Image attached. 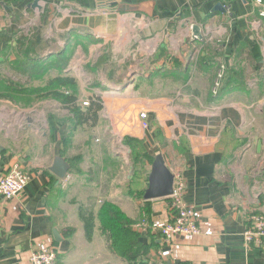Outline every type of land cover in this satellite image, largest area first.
<instances>
[{"label":"crops","instance_id":"1","mask_svg":"<svg viewBox=\"0 0 264 264\" xmlns=\"http://www.w3.org/2000/svg\"><path fill=\"white\" fill-rule=\"evenodd\" d=\"M261 1L0 0V49L11 42L45 65L54 58L62 72L104 77L77 78L79 98L86 88L88 102L102 105L92 127L73 126L65 109H49L54 120L40 134L9 122L10 136L0 125V175L14 162L30 174L16 198L0 194V264H30V251L46 246L56 248V264H264V239L247 247L242 235L251 214L264 213ZM191 23L203 41H191ZM218 59L228 68L214 97ZM56 158L67 166L63 178L50 170ZM154 164L173 182L183 178L200 228L171 246L160 235L169 199L146 196ZM103 201L144 220L133 226L142 241L134 262L100 234Z\"/></svg>","mask_w":264,"mask_h":264},{"label":"trees","instance_id":"2","mask_svg":"<svg viewBox=\"0 0 264 264\" xmlns=\"http://www.w3.org/2000/svg\"><path fill=\"white\" fill-rule=\"evenodd\" d=\"M60 54L56 53L57 57ZM0 55L2 57L0 64L3 65L0 67V99L37 94L61 104L62 108L67 110L68 115L65 119L73 123L75 127L82 124L92 127L97 122L99 111L102 108L100 99L91 96L89 104L83 105L79 101L78 79L69 73L60 71L63 64H59L53 58L46 67L43 62L46 59L23 55L19 53L18 48L13 47L11 42L6 43L0 49ZM47 69L48 73H46ZM50 69L59 71L56 75L49 76ZM5 72L28 77H38L41 74L47 76L48 74V80L45 84L30 89L26 86L27 82L20 84L19 79L14 80L13 77L3 76L2 73ZM47 120L49 122L54 120L53 113H48ZM97 219L99 232L112 253L128 262H134L138 252L142 249V241L133 228L134 220L125 216L119 206L109 201L101 203L97 211Z\"/></svg>","mask_w":264,"mask_h":264},{"label":"built area","instance_id":"3","mask_svg":"<svg viewBox=\"0 0 264 264\" xmlns=\"http://www.w3.org/2000/svg\"><path fill=\"white\" fill-rule=\"evenodd\" d=\"M255 2L262 4L261 0H255ZM260 15L264 16V9L260 11ZM224 70L225 65L219 64L211 89L213 96L221 88ZM88 103L87 100L82 101L83 105H87ZM139 118L142 121V126L144 128L147 127L146 113L140 112ZM29 179L30 174L18 162L12 163L10 168L0 175V194L5 199L16 198L25 189ZM184 192L185 182L180 175H177L173 182L172 192L168 196L171 216L160 227L162 242L167 246H171L173 240L178 236L200 233L195 208L184 200ZM242 235L247 247L263 240L264 213L251 214ZM57 253L54 246L38 247L30 251L29 262L30 264H56Z\"/></svg>","mask_w":264,"mask_h":264},{"label":"rangeland","instance_id":"4","mask_svg":"<svg viewBox=\"0 0 264 264\" xmlns=\"http://www.w3.org/2000/svg\"><path fill=\"white\" fill-rule=\"evenodd\" d=\"M203 40H204V36H203ZM75 43V41H74ZM211 54V52H210ZM212 56V55H210ZM217 55H215L214 57H216ZM224 64L225 65V70H224V75H223V78H222V84L225 80V77H226V72H227V63L225 61H222V60H216V61H211L210 62V65L211 67L213 68L214 70V75L212 77V80H211V86H210V93L212 92L211 89H212V85H213V82H214V79H215V75H216V72H217V69L219 67V64ZM46 67H48V64L47 65H44ZM55 70V69H53ZM48 73V69H47V72ZM99 72L97 73H94V72H91V73H79L77 75H75L74 73H69V75H72L74 76L76 79L78 78L80 82H82V84L85 85V83L87 82H90L91 79L95 80V77H99L100 79H104L103 75L102 74H98ZM57 72L56 71H50V75H56ZM3 76H10V77H13V79L17 80L19 79V83H24V82H27V85L30 89L36 87V86H41L43 84H45V81L48 80V74L47 76H45V74H41L39 75L38 77L35 76V77H28V76H23V75H13L11 73H2ZM22 76V77H21ZM222 84H221V88H222ZM220 88V90H221ZM85 90V94H83V98L80 99L79 98V101H84V100H87V90L86 88H84ZM219 90V92H220ZM219 92H217L216 95H214V97L218 96L219 95ZM212 95V94H211ZM213 96V95H212ZM80 97V96H79ZM6 102L3 106L4 108V111H2V116L0 118V125H1V130L5 133V134H10V136H12L11 133H9V131L12 130V127L13 126H8L9 122L11 123H18L19 126H18V129H20V131L22 129H27L29 128L28 130L30 132H33V131H37L39 132V134L45 130V131H48V128H46V124L48 123V120H47V116H48V110H61V112H64L61 104L57 103V102H54L55 104L53 105V101L49 100L48 101V97H40L39 95L37 94H31V95H27V96H23V97H10L8 99H4ZM51 101V102H50ZM89 104V103H88ZM87 104V105H88ZM67 112V111H66ZM87 127V126H86ZM72 128V126H71ZM17 133V132H15ZM15 136V135H13ZM32 141V138L29 137L26 138L25 142H27L29 144V142ZM76 192V191H75ZM88 195V196H87ZM90 193L87 192L84 194V199H85V196H86V203L88 202L89 198H90ZM79 200H83V196L79 194ZM142 223H144V220L143 219H140L138 220L137 222H135L133 224L134 227L138 228L137 226H140L142 225Z\"/></svg>","mask_w":264,"mask_h":264},{"label":"water","instance_id":"5","mask_svg":"<svg viewBox=\"0 0 264 264\" xmlns=\"http://www.w3.org/2000/svg\"><path fill=\"white\" fill-rule=\"evenodd\" d=\"M32 7H38L37 1L33 2ZM214 9L219 11L226 10V8L220 2L215 4ZM189 32L192 42L203 41L202 30L198 24L191 23L189 25ZM2 150L3 148L0 147V152ZM153 167L154 169L152 172L151 185L146 191V196L151 199L168 197L172 192L173 177L166 170H164L160 164H154ZM50 170L57 177L63 178L66 174L67 166L62 159L56 158L54 159Z\"/></svg>","mask_w":264,"mask_h":264}]
</instances>
